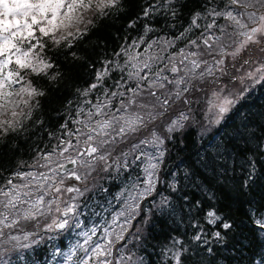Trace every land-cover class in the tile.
Wrapping results in <instances>:
<instances>
[{
	"label": "snow or ice",
	"instance_id": "obj_1",
	"mask_svg": "<svg viewBox=\"0 0 264 264\" xmlns=\"http://www.w3.org/2000/svg\"><path fill=\"white\" fill-rule=\"evenodd\" d=\"M257 86L264 0H0V264H264Z\"/></svg>",
	"mask_w": 264,
	"mask_h": 264
},
{
	"label": "trees",
	"instance_id": "obj_2",
	"mask_svg": "<svg viewBox=\"0 0 264 264\" xmlns=\"http://www.w3.org/2000/svg\"><path fill=\"white\" fill-rule=\"evenodd\" d=\"M186 19H187V16L185 15V20H186ZM119 26H120V24L118 23V24H117V27H119ZM109 30H111V31H115V29L104 28V29H102V32H103V31H109ZM177 30H178V29H177ZM153 38H154V37H153ZM254 91H255V92L252 94V98H251V100L249 101V103H250V104L254 103V104H256L257 106H258L259 104H261V103H264V90H262L259 86H257V87L255 88ZM199 135H200V133H199V131H198L197 129H195V128H193V129H188V130H187V140H186L185 142L188 143L190 146L194 144L196 147H199V146H200L199 143H198V141H199ZM24 158L27 159L26 156H25ZM157 234H159V229H157ZM44 247H46V245H41L39 248H36V249L34 250V252H36V253H40L41 257L43 258L45 254L43 253L42 249H43ZM149 251L151 252L152 250L149 249ZM31 256L34 258V254H33V252H32V255H31ZM14 259H15V258H14ZM152 259H153L154 261H156L157 264H158V257H157L154 253H153V255H152Z\"/></svg>",
	"mask_w": 264,
	"mask_h": 264
},
{
	"label": "rangeland",
	"instance_id": "obj_3",
	"mask_svg": "<svg viewBox=\"0 0 264 264\" xmlns=\"http://www.w3.org/2000/svg\"><path fill=\"white\" fill-rule=\"evenodd\" d=\"M65 243H67V241ZM30 255H31V253H29L28 251L24 252V256H25L26 260H27V257L30 256ZM19 263L25 264V261L24 260H19Z\"/></svg>",
	"mask_w": 264,
	"mask_h": 264
}]
</instances>
